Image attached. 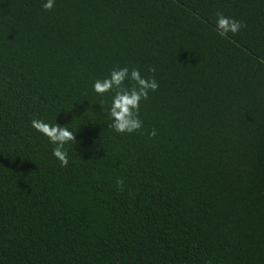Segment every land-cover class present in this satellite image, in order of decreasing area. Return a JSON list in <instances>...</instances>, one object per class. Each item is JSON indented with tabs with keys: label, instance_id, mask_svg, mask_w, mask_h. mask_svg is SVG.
Instances as JSON below:
<instances>
[{
	"label": "trees",
	"instance_id": "obj_1",
	"mask_svg": "<svg viewBox=\"0 0 264 264\" xmlns=\"http://www.w3.org/2000/svg\"><path fill=\"white\" fill-rule=\"evenodd\" d=\"M44 2L0 0V264H264V0ZM117 65L156 69L132 134L93 89Z\"/></svg>",
	"mask_w": 264,
	"mask_h": 264
},
{
	"label": "clouds",
	"instance_id": "obj_2",
	"mask_svg": "<svg viewBox=\"0 0 264 264\" xmlns=\"http://www.w3.org/2000/svg\"><path fill=\"white\" fill-rule=\"evenodd\" d=\"M54 6L55 0H45L42 4L45 11H51ZM215 15V28L218 35L222 37L229 33L236 35L243 27H246L242 21L225 16L221 11H217ZM155 71L154 67H148L149 75H142L137 67L121 68L117 65L108 77L102 80L97 79L94 82L93 89L96 94L102 96L109 92L112 93L111 103L106 110L109 128L119 134H132L143 128V121L140 119V105L141 101L149 99L151 92H156L159 88ZM30 125L55 145L52 155L60 162L61 167H67L68 152L64 146L69 142H76V133L74 134L67 125L60 126L57 123L51 125L38 118H33ZM147 135L149 139H153L157 132L152 129ZM116 186L119 191L124 190L123 178L116 180Z\"/></svg>",
	"mask_w": 264,
	"mask_h": 264
}]
</instances>
